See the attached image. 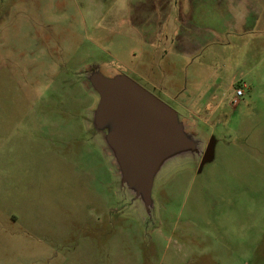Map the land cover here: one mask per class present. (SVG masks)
Returning a JSON list of instances; mask_svg holds the SVG:
<instances>
[{
    "label": "rangeland",
    "instance_id": "1",
    "mask_svg": "<svg viewBox=\"0 0 264 264\" xmlns=\"http://www.w3.org/2000/svg\"><path fill=\"white\" fill-rule=\"evenodd\" d=\"M239 5L0 0V264H264V17ZM95 71L199 142L161 166L150 211L93 124Z\"/></svg>",
    "mask_w": 264,
    "mask_h": 264
},
{
    "label": "water",
    "instance_id": "2",
    "mask_svg": "<svg viewBox=\"0 0 264 264\" xmlns=\"http://www.w3.org/2000/svg\"><path fill=\"white\" fill-rule=\"evenodd\" d=\"M89 80L99 95L93 124L105 132L121 182L150 211L161 166L175 156L197 152L199 142L186 131L175 109L129 76L95 71Z\"/></svg>",
    "mask_w": 264,
    "mask_h": 264
},
{
    "label": "crops",
    "instance_id": "3",
    "mask_svg": "<svg viewBox=\"0 0 264 264\" xmlns=\"http://www.w3.org/2000/svg\"><path fill=\"white\" fill-rule=\"evenodd\" d=\"M240 4L241 6L239 5V7L242 8L243 11L245 12V18L252 19L250 22L251 26H253L254 24H257L258 20H261V18L264 17V0H240ZM254 20H255V23L253 24ZM215 99H217V95L213 94L212 100L206 103L205 108L209 110L215 109L213 108V103H212V101ZM220 103H221V100L219 101V104L214 107L220 106Z\"/></svg>",
    "mask_w": 264,
    "mask_h": 264
},
{
    "label": "built area",
    "instance_id": "4",
    "mask_svg": "<svg viewBox=\"0 0 264 264\" xmlns=\"http://www.w3.org/2000/svg\"><path fill=\"white\" fill-rule=\"evenodd\" d=\"M237 94H241V90H238V91H237Z\"/></svg>",
    "mask_w": 264,
    "mask_h": 264
},
{
    "label": "flooded vegetation",
    "instance_id": "5",
    "mask_svg": "<svg viewBox=\"0 0 264 264\" xmlns=\"http://www.w3.org/2000/svg\"><path fill=\"white\" fill-rule=\"evenodd\" d=\"M99 132V131H98Z\"/></svg>",
    "mask_w": 264,
    "mask_h": 264
}]
</instances>
